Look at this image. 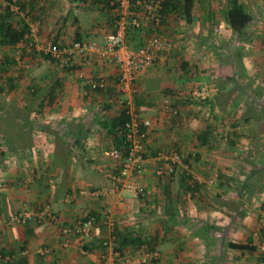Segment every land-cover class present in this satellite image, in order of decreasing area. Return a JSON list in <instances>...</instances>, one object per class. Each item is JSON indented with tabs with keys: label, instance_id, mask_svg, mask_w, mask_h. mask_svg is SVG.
<instances>
[{
	"label": "crops",
	"instance_id": "0c3cea01",
	"mask_svg": "<svg viewBox=\"0 0 264 264\" xmlns=\"http://www.w3.org/2000/svg\"><path fill=\"white\" fill-rule=\"evenodd\" d=\"M19 1L25 13L17 17L27 27L38 16V48L46 36L61 47L74 41L101 44L112 27L109 0H49L39 10V1ZM229 1L177 0L189 5L188 17L166 10L158 28L137 14L143 21L141 45L145 33L164 35L173 45L122 96L151 122L143 173L132 179L144 187L142 198L121 188L109 157L115 147L109 122L120 113L114 67L92 57L68 69L60 59L42 56L51 63L48 75L27 73L15 66L13 49L0 46V220L25 208L34 214L25 226H0V254L26 253L0 264H101L107 253L102 241L118 247L134 238L142 245L122 251L132 256L158 251L160 259L148 264H261L264 0H238L251 17L242 36L226 21ZM39 54L27 52L23 61H37ZM100 76L109 81L106 91L83 83ZM203 90L206 100L196 97ZM166 99L179 108L178 117L162 110ZM173 151L195 158L185 159L171 176L156 177L155 169L165 165L157 154ZM43 207L56 223L37 220ZM90 217L93 230L83 248L78 237H63L64 227Z\"/></svg>",
	"mask_w": 264,
	"mask_h": 264
},
{
	"label": "built area",
	"instance_id": "2783aa9c",
	"mask_svg": "<svg viewBox=\"0 0 264 264\" xmlns=\"http://www.w3.org/2000/svg\"><path fill=\"white\" fill-rule=\"evenodd\" d=\"M165 0H109V6L114 12L111 32L103 37V42L74 41L68 46L61 47L58 44H47L45 47L36 45L39 34L40 22L31 21L28 24L25 34L13 46V59L17 66H22L24 55L29 52L40 51L49 55L51 59H60L63 66L72 69L89 61L92 57L105 65H111L116 70L115 90L117 93V105L120 112L126 116L123 128V138L118 148H113L109 152L110 159L115 164L117 177L115 180L121 188L127 191L132 197H144L146 195L144 187L133 183V178L143 173L145 160L144 139L146 131L150 129L151 122L142 118L132 99L122 98L130 92L132 85L138 80L142 73L155 66L156 62L171 51L172 42L164 35L154 34L143 42L137 49H132L126 39L128 27L141 29L143 22L137 14H143L144 22L153 28L161 25V11ZM19 0H9L3 7L7 8L12 16H22L23 13L18 5ZM82 78V76H81ZM83 83L91 91H106L109 87L107 77H88L83 79ZM201 100L208 99L209 95L203 90L202 95L196 96ZM162 110L170 117L176 118L180 111L171 99L163 101ZM195 158L194 153L184 154L173 151L169 155L158 153L156 159L163 161L164 166L155 169V176L162 178L172 175L176 168L183 164L184 159ZM85 194L84 190L79 192ZM67 200L72 197L67 196ZM110 211L107 210L106 219L109 220ZM34 216L33 212L23 209L13 214L8 219L0 220V226L7 228H17L25 226ZM39 222L45 219L56 223L57 219L50 212L48 207H43L35 215ZM264 222V218H263ZM108 226L112 223L107 221ZM94 218L90 217L76 224L64 227L61 230L63 237L68 241L70 237L80 239L81 248L84 247L83 240L87 238L93 230ZM256 235V233H255ZM101 248L107 251L102 255L101 264H148L160 259V253L156 250H141L139 256H132L126 252H121L114 246L113 240L102 241ZM259 257L261 264H264V244L259 245ZM84 254V251H82ZM25 252H20L17 256H2L0 262L10 263L13 260L23 258Z\"/></svg>",
	"mask_w": 264,
	"mask_h": 264
},
{
	"label": "trees",
	"instance_id": "16d2710c",
	"mask_svg": "<svg viewBox=\"0 0 264 264\" xmlns=\"http://www.w3.org/2000/svg\"><path fill=\"white\" fill-rule=\"evenodd\" d=\"M9 0H7L8 2ZM136 0H132L134 2ZM106 4H109L106 3ZM21 12H24V6L18 3ZM176 10L179 11L181 14H185V16L188 17V11L190 9L189 5L188 7L186 5L180 6L179 2L177 0H165L163 3L162 11H161V21L166 10ZM226 21L230 28L235 32L238 36H242L243 29L250 25L251 23V17L247 15L242 7L241 4H239L238 0H230L228 2V8L225 15ZM27 25L22 24L14 27L13 21L11 20V14L9 13L7 8H3L2 12L0 13V46H8L13 49V46L15 43L25 34L27 31ZM141 32L136 29H132L128 27L126 32V39L129 44V46L132 49H137L139 46H141ZM33 52H35L33 50ZM42 53V52H41ZM42 56L45 59H51L49 55H45L42 53ZM53 60V59H52ZM126 116L123 112H120L116 118H114L113 122H109V127L111 129V134L113 138V142L115 147L118 148L121 144V140L123 138V128L124 123L126 121ZM42 129V127H39ZM185 160V159H184ZM174 174V173H173ZM171 176V175H170ZM142 198V197H140ZM142 245L140 244V241L136 238L134 239H126L117 247L119 251L122 252V249L124 247H127L129 245ZM232 248H243L240 245L231 244Z\"/></svg>",
	"mask_w": 264,
	"mask_h": 264
},
{
	"label": "rangeland",
	"instance_id": "374dc122",
	"mask_svg": "<svg viewBox=\"0 0 264 264\" xmlns=\"http://www.w3.org/2000/svg\"><path fill=\"white\" fill-rule=\"evenodd\" d=\"M36 1H39L38 2V4H39V8H37V10H39V9H42V7H45V5L46 4H48L49 5V3H50V1L48 0V1H46V0H36ZM4 2L5 3H7V0H0V10L2 11V9L4 8L3 7V5H4ZM20 2V1H19ZM40 4H42L43 6H40ZM51 5V4H50ZM37 6V5H36ZM3 7V8H2ZM50 9H51V6H50ZM24 13H25V10H24ZM28 15H30L29 13H28ZM35 17H37L38 18V16H35ZM114 17V16H113ZM37 18H31L30 17V20L31 21H33V20H37ZM11 20L18 26V25H22L23 23H25V22H21L22 20H20L19 19V17H15V16H12L11 15ZM30 21V22H31ZM112 30V29H111ZM111 30H110V32H111ZM109 31L107 32V34L108 33H110ZM106 33V32H105ZM146 34V38H148V36H150L151 34H149V33H145ZM38 36H39V34H38ZM49 43H51V39L48 37V36H46L45 37V41L44 42H42L40 45H47V44H49ZM44 46V47H45ZM64 47V46H63ZM37 53V52H36ZM39 53V52H38ZM10 55L12 54L13 55V51L12 52H10L9 53ZM25 56H27V55H25ZM33 58H36V60L37 61H23V63H22V66H20V67H24V71H26L27 73H29V72H31V71H34V70H36L35 72H39V73H45V74H47V72L48 71H50V66H51V63H48L43 57H42V54H39V55H35ZM14 65H15V63H14ZM25 65L26 66H28V67H25ZM15 66H17V65H15ZM18 67V66H17ZM23 71V72H24ZM28 74H26V76H27ZM39 75V74H38ZM37 75V76H38ZM48 75V74H47ZM47 75H44V76H42V81L46 78V76Z\"/></svg>",
	"mask_w": 264,
	"mask_h": 264
}]
</instances>
